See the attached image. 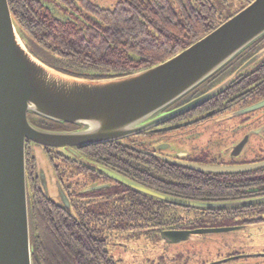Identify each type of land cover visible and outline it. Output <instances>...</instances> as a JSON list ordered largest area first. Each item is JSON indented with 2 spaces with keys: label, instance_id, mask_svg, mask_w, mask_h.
<instances>
[{
  "label": "flooded vegetation",
  "instance_id": "flooded-vegetation-1",
  "mask_svg": "<svg viewBox=\"0 0 264 264\" xmlns=\"http://www.w3.org/2000/svg\"><path fill=\"white\" fill-rule=\"evenodd\" d=\"M67 1L70 10H66L55 0H44L46 7L56 17L70 19L77 16L82 17L84 9L79 4L81 0ZM86 1L89 0L84 2ZM263 50L264 40L241 54L229 66L188 96L165 109L162 114L172 113L211 93L222 86L225 81L237 75L229 85L221 87L222 89H218L219 92L214 93L208 99L142 134V136L148 135L153 138L140 139L141 135H138L117 141L121 150L126 152V155L132 156L121 157L123 165L135 172L140 182L147 187L130 179L127 172L118 173L107 165L108 162L105 160L109 156H104V161H102L101 157L93 155L94 148L103 145L98 144L74 148L80 156L78 159L71 156H59L53 148L43 147L44 153H47L50 160L52 172L49 174L44 167L46 191H43L37 177L38 163L33 160L34 148L38 145L27 141L25 154L27 191L31 192L29 198L31 196L35 198L37 193L41 201H44L45 207L49 209L47 211L43 208L44 215H49L50 218L45 217L42 222H60L63 233L69 231L68 222H72L74 234L79 233L86 238L88 249L85 252L92 256L88 260L91 264H126L125 258L134 257V255L146 256V260L155 257L161 261L165 258L166 263L164 264H192L189 261L188 251L184 247L176 248L178 243L167 242L162 238V232L237 228L244 234L252 228V225L262 226L264 219L260 218L257 213L264 211V166L246 171L216 173L192 171L183 164L213 168H241L264 163V107L258 109V112L243 113L264 100V60L261 61L262 63L257 62L246 70L240 71L251 58ZM37 118L36 121H38ZM230 122L232 124L229 125ZM182 124L189 125L163 131ZM66 125L41 129L55 133L81 131V128ZM172 131L177 134L167 136V132ZM178 132H180L179 135ZM104 144L107 145V143ZM84 160L87 163H84ZM97 167L106 168L145 188L155 192L161 190L162 193H158L166 196L173 195L171 197L177 199L206 204L237 203L231 211L242 213L243 217L240 222H230L231 225L228 227L217 228L213 224L203 227L196 226L193 223L198 220L202 221L205 217L222 216V213L226 212L217 213L198 209V213L191 216L190 208L182 209L164 202L159 203L149 200L148 196L146 197L149 199L139 196L140 203L132 204L129 202L130 198L126 197L131 194L127 190L129 188L124 185L126 188H123L122 185L100 172ZM56 182L57 187L60 186L58 194L57 190L56 194L53 193V189L57 188ZM153 182L157 184L152 186ZM158 184L167 185L165 186L167 189H160ZM176 189L179 192L176 193ZM121 196H125L122 198L124 203L119 205L116 200ZM47 197L52 201H49ZM119 208L120 211H117ZM179 208L184 211V214L173 212ZM147 209L163 212L162 214L167 218L165 217L162 221L158 216L151 214L150 219L147 220L141 213L142 210ZM248 212L256 216L247 217ZM143 222L150 224L144 228L143 224L139 225ZM161 223H169V225L161 226ZM141 237L158 239L168 249H137L127 245L128 240ZM137 251H143V253L139 254ZM252 257L243 252H234L226 259L204 264H251L247 261ZM254 257L264 258V252ZM236 261L242 262L235 263Z\"/></svg>",
  "mask_w": 264,
  "mask_h": 264
},
{
  "label": "water",
  "instance_id": "water-1",
  "mask_svg": "<svg viewBox=\"0 0 264 264\" xmlns=\"http://www.w3.org/2000/svg\"><path fill=\"white\" fill-rule=\"evenodd\" d=\"M262 37L264 0H254L212 32L155 67L115 79H80L49 68L35 58L12 19L7 0H0V264H32L26 179L27 141L78 159L80 156L74 150L76 147L112 143L142 135L229 85L237 75L188 105L162 114ZM263 57L264 50L251 58L240 71ZM263 107L264 100L243 113ZM28 114L82 129L71 133L44 131L30 124ZM84 163L87 162L84 160ZM183 165L192 171L218 173L252 170L264 166V163L241 168ZM38 168L40 184L46 191V171L43 165ZM97 169L139 194L183 209L214 211L237 205L177 199L145 188L106 168ZM236 229L168 231L162 232L161 236L167 242L180 243L190 236Z\"/></svg>",
  "mask_w": 264,
  "mask_h": 264
},
{
  "label": "trees",
  "instance_id": "trees-1",
  "mask_svg": "<svg viewBox=\"0 0 264 264\" xmlns=\"http://www.w3.org/2000/svg\"><path fill=\"white\" fill-rule=\"evenodd\" d=\"M55 1L66 10H70L67 0ZM84 1L79 2L84 9L82 17L62 19L56 17L46 7L44 0H7L12 19L27 42V48L32 55L43 52L47 58H52L54 63V67L46 65L47 67L71 77L89 80L115 79L155 67L173 58L233 16L232 14L227 18L219 19L215 0H115L111 9ZM241 1L242 6L239 10L253 0ZM263 40L264 37L244 52L251 50L255 44ZM36 118L38 121L35 120ZM28 120L38 129L67 126L35 114H28ZM35 148L37 157L34 155L33 160L52 174L47 153H44L41 146ZM55 153L65 156L59 150H55ZM125 153L121 150L119 142H115L95 147L92 154L101 157L102 161L104 156H109L105 160L108 162L107 165L118 173L127 172L130 179L142 184L137 174L123 165L121 157L131 156ZM156 184L151 183L152 186ZM143 186L147 187V185ZM157 186L162 190L167 189L165 187L167 185ZM177 189L174 190L176 193L179 192ZM127 190L131 194L126 197L130 198L129 202L132 204L140 203L139 196L148 198L133 190ZM158 192L162 193L161 190ZM29 193L31 192L28 191V217L32 264H91L88 260L92 256L85 252L88 244L84 235L74 234L72 222H68L69 231L66 233H63L60 222H42L45 217L50 218L49 215H44L43 208L47 211L49 209L45 207L44 201H41L37 193L36 199L33 196L29 198ZM223 194L226 195L225 192ZM124 197L121 196L116 200L119 205L124 203L122 201ZM47 199L49 200L48 197ZM240 208L244 207L240 206ZM228 210L232 208L214 211L218 213ZM117 211H120V208ZM141 213L147 220L150 219L151 214L158 216L162 221L167 218L160 211L147 209L142 210ZM141 224L145 228L150 223H139ZM160 225L167 226L169 223Z\"/></svg>",
  "mask_w": 264,
  "mask_h": 264
},
{
  "label": "rangeland",
  "instance_id": "rangeland-1",
  "mask_svg": "<svg viewBox=\"0 0 264 264\" xmlns=\"http://www.w3.org/2000/svg\"><path fill=\"white\" fill-rule=\"evenodd\" d=\"M92 3L98 5L101 8L111 9L114 5L115 0H89ZM225 1V2H224ZM215 0V9L219 19H224L229 17L230 15H234L240 7L242 6L241 0ZM58 10L57 8H54ZM60 12V10H58ZM58 15V13H56ZM64 19V17H60ZM43 53V52H42ZM33 53L34 57L39 61L44 63L47 66L54 67L52 58H47L44 53ZM259 111V110H258ZM257 111V112H258ZM226 123V122H225ZM227 124V123H226ZM232 122L229 123V125ZM202 126V125H201ZM195 127V126H194ZM228 127V126H225ZM191 128V127H190ZM167 136L176 135L177 132H167ZM180 132H178V135ZM151 139L153 136H142L140 139ZM36 149V148H34ZM35 156L36 152H35ZM198 209H189V214L194 216L198 213ZM176 214H184V211L180 208L174 210ZM226 213H222V216L217 217H205L201 220H198L195 224L196 226H208L213 224L215 227H228L231 225L230 222H240L243 214H238L237 211L228 210ZM233 213H237L238 215H234ZM247 217L256 216L252 213L246 214ZM257 215L264 219V211L257 213ZM191 219V218H190ZM182 224V223H181ZM256 225H252V228L249 229L248 232L242 233L241 230L236 229L230 232L216 233V234H207L206 236H192L189 240L180 242L176 245L178 247H184L189 253V261L192 264H204L209 262H216L223 259H226L230 254L234 252H243L245 254H249L253 256L247 262H251V264H264V258H255L254 255L261 254L264 252V224L260 227ZM223 229V228H221ZM127 245L137 249H145V248H156V250H167L168 247L163 246L160 243V240L152 238V239H143L134 238L127 241ZM139 254L143 253V251H137ZM136 253V252H135ZM167 255V253H165ZM165 259V258H164ZM164 259H156L152 257L151 260H146V256L134 255V257H126V264H164L166 261ZM166 260V259H165ZM242 261H236L235 263H240ZM257 262V263H254ZM228 264V263H227Z\"/></svg>",
  "mask_w": 264,
  "mask_h": 264
}]
</instances>
